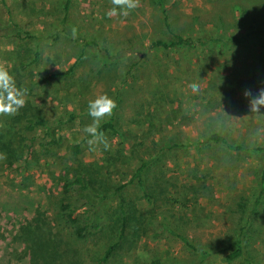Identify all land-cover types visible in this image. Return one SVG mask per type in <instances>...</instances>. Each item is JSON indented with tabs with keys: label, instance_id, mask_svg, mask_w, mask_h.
Masks as SVG:
<instances>
[{
	"label": "rangeland",
	"instance_id": "rangeland-1",
	"mask_svg": "<svg viewBox=\"0 0 264 264\" xmlns=\"http://www.w3.org/2000/svg\"><path fill=\"white\" fill-rule=\"evenodd\" d=\"M165 3L183 38L211 34L225 40L235 35L237 42L196 44L192 49L155 56L128 54L108 67L100 62L96 49L85 48L73 78L56 84L40 82L41 76L67 69L81 52L59 31L61 0H0V65L16 84L26 80L32 88L26 96L27 113L46 125L21 134L19 119L14 125L13 116L0 115V133L6 139L12 134L32 143L28 157L11 165L0 153V264L27 263L21 229L33 218L73 247L79 264H98L116 239L114 221L122 201L134 219L126 229L123 246L105 264H148L155 258L161 264H223L233 237L243 226L242 211L247 218L241 232L245 260L233 264H264V200L248 215L264 156L224 157L214 150L194 154L191 149L174 148L161 162H151L146 168L144 185L153 189L155 197L150 204L142 198L139 186L129 181L141 160L151 159L152 139L161 140L159 147L198 139L208 121L231 142L264 144V105L257 103L264 95V0ZM113 7L111 0H70L67 22L78 35L110 53L164 37L148 0H139V6L127 16H109ZM17 29L21 36L28 33L32 38L19 42L12 35ZM54 34L59 36L57 41L48 38ZM39 35L47 39L38 44L39 57L32 62L37 44L34 37ZM98 69L103 71L101 76L90 73ZM193 82L200 86L196 93L188 87ZM115 89L119 90L116 128L126 141L121 144L119 138L105 135L108 148L99 144L90 150V137L83 131L92 123L86 113L88 102L102 94L114 99ZM253 107L258 111H252ZM69 114L73 115L71 121ZM149 123L156 129L149 130ZM48 136L58 139L56 147L47 144ZM141 140V147H132ZM74 145L80 154L72 153ZM77 172L86 174L97 191L104 189L107 194L127 183L100 207L102 230L81 239L71 236L63 224L62 210L67 202L62 185ZM155 177L160 180L154 185ZM240 203L242 211L237 208ZM167 226L200 252L190 251L168 235Z\"/></svg>",
	"mask_w": 264,
	"mask_h": 264
},
{
	"label": "trees",
	"instance_id": "trees-1",
	"mask_svg": "<svg viewBox=\"0 0 264 264\" xmlns=\"http://www.w3.org/2000/svg\"><path fill=\"white\" fill-rule=\"evenodd\" d=\"M166 0H148V4L153 8V11L156 15V20L158 23V27L163 32L164 37L159 39H154L149 41L146 45L142 43L129 44L128 48H116L114 53H110L109 50L105 47H98L97 43L93 40H88L77 33L73 36L72 29L69 27V23L67 22V13L69 11V2L70 0H61V12L62 17L58 20L59 22V31L62 32L63 36L69 41L77 44L81 52L76 57L74 63H72L67 69L60 71H53L48 75L41 76L40 82L43 83H62L67 82L73 78V70L77 63H79L82 57V51L85 48H94L96 49L99 60L103 64L104 67H108L113 65L118 60L122 59L128 54L138 55L144 57L145 55L152 54L155 56L157 53H167V52H179L183 48L192 49L196 44L204 45V44H214L217 42H221L224 44H231L232 42H237V39L234 36H229L222 40L221 38L205 35L207 37L195 39L191 37L183 38L176 31V25L171 21L170 15L168 12V5L165 3ZM8 23L11 24V20H8ZM13 38H16L19 42L27 38H32L30 34L23 33L21 36L20 31L18 29L15 33H12ZM252 35L249 33L248 36ZM48 38L53 41H57L59 38L58 35H50ZM37 41L33 52V61H37L39 57L38 44L41 40L47 39L46 36H37L34 37ZM22 68V65H19ZM93 76H101L103 71L98 69L93 72L90 71ZM85 77V75H83ZM16 86L21 89H27V93L32 92V88L29 87L28 83L24 79H19ZM81 89V87H80ZM68 94V91H66ZM119 94V90L115 89L114 99L117 104H119V100L117 99V95ZM161 101V99H160ZM114 110L113 114L107 118L106 121L101 123V131L106 136H112L120 139V143L124 144L126 138H123L124 134H121L116 128V110ZM154 114L157 113V110L153 111ZM88 113V110L86 111ZM32 115H28L27 109L24 106L21 108L18 113L13 116V120L11 123L14 125L19 122L22 124L19 129L20 133L27 134L33 132L35 127L45 128L44 121L42 120H33ZM9 119V118H8ZM7 119V120H8ZM68 121L73 119V115L69 114L67 117ZM159 126V125H158ZM208 121L207 123H203V130L199 135L198 139H185L179 144H171L169 146H158L160 143V139L157 137L151 140V144H155V147L152 149L153 155L151 159L147 161L141 160L140 164L134 169L130 182H135L137 186L142 191V198L147 204L152 203L154 201V191L153 189L148 190V187H145V171L148 169V165L152 162L153 165L161 162V157L168 151L172 149H176L179 151H186L191 149L194 154H199L203 150H211L215 151L216 154L219 153L224 157L230 156H241V157H258L264 156V144L263 145H255V146H245L243 144H237L231 142L228 138L221 135L217 131H214V128L217 127ZM222 126V125H218ZM10 130L14 129V126L10 125ZM4 129V128H3ZM149 130H155L156 126L153 127L152 123L148 125ZM49 140L47 144L50 146L57 145V140L48 136ZM143 139V138H141ZM143 141H138L132 147H141ZM32 147L31 139H27L26 137L18 136L14 138L11 134V138L6 139L4 137V132L0 133V153L4 155V160L8 165H11L13 162H17L24 157L26 159L30 154V149ZM56 147V146H55ZM72 153L74 155H78L81 153L79 147L77 145L72 146ZM210 153V151H208ZM215 155V153H212ZM147 168V169H146ZM87 176L82 175L81 173H73L71 178H69L62 185V193L66 195L67 202L65 206H62V210L64 211V219L63 224L70 230L72 233L71 236L81 239L85 237V235L90 233H95L101 231L103 228L104 221L98 217L100 216L101 209L100 207L105 201H108L111 197L115 196L126 184L119 185L115 188L111 194H107L104 192V189L101 191H97L94 188L93 183H89L86 179ZM93 178V177H92ZM96 180V178H93ZM160 180V177L154 178V185L156 182ZM98 183L95 182V184ZM99 185L97 188H101ZM121 200V199H120ZM264 200V166L261 167L258 174V191L254 196L250 209L248 211L249 214L255 213L258 209L257 207ZM122 201V200H121ZM128 208V206H127ZM240 211H242L241 203L237 206ZM130 209L126 211L124 202H120L117 205L118 216L115 219V236L116 239L114 243L107 246V248L103 251L102 256L97 261L98 264H105L109 258H112L117 251L123 246L126 238V229L129 224L132 222L131 219H134L133 216H130ZM240 222L243 223V226L247 222V218L243 215V211L239 214ZM137 220L135 221L136 224ZM241 227L239 233L235 235L231 241V249L228 251L223 257V264H233L234 262L244 259L245 260V246L242 241L241 232L244 227ZM113 228V227H112ZM22 237L21 241L24 246L23 255L27 257L26 264H79V257L77 251L68 245L67 243L62 242V239L58 234L53 233L50 230H46L41 224L39 220L36 218L31 219L26 225L22 227ZM165 232L180 240L183 245L193 252H200L197 248L189 242L185 236L173 230L170 226L165 227ZM56 236V237H55ZM58 237V238H57ZM63 246L64 248H62ZM202 254H204L202 252ZM148 264H161L160 260L155 258L148 262ZM251 264V263H248Z\"/></svg>",
	"mask_w": 264,
	"mask_h": 264
},
{
	"label": "clouds",
	"instance_id": "clouds-1",
	"mask_svg": "<svg viewBox=\"0 0 264 264\" xmlns=\"http://www.w3.org/2000/svg\"><path fill=\"white\" fill-rule=\"evenodd\" d=\"M111 2L114 7L107 13L109 16L118 14L127 16L131 10L139 6V0H111ZM72 33L75 36V28L72 29ZM188 87L196 93L200 86L193 82ZM245 95L247 96L248 93L246 92ZM26 96L27 89L18 88L7 68L0 65V115L15 116L25 106ZM257 103L264 105V95ZM116 108V101L106 94L97 95L95 99L88 102V115L92 118V123L83 131L90 137L87 139L90 150H95V146L99 144H103L105 149L108 148L105 134L101 131V122L105 117H110ZM251 110L258 111V108L253 107Z\"/></svg>",
	"mask_w": 264,
	"mask_h": 264
}]
</instances>
